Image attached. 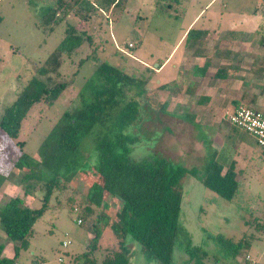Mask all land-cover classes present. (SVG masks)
Wrapping results in <instances>:
<instances>
[{
  "label": "rangeland",
  "instance_id": "rangeland-1",
  "mask_svg": "<svg viewBox=\"0 0 264 264\" xmlns=\"http://www.w3.org/2000/svg\"><path fill=\"white\" fill-rule=\"evenodd\" d=\"M57 1L0 0V116L33 75L45 80L49 77V85L68 82L52 103L42 100L34 104L22 120L16 138L9 139L0 130V207L11 195L26 196L21 181L25 170L13 166L20 153L18 142L23 141L22 149L39 160L44 136L65 111L80 104L79 94L89 91L88 81L95 80V69L106 61L141 80V88L145 91L135 86L124 90L121 104L130 99L138 102L137 119L129 126L119 124L120 105L106 109L102 121L81 140L77 169L96 164V144L120 131L137 140L130 152L133 160L162 155L173 165L201 168L213 158L222 160L220 155L224 156L223 151L229 148L231 151H226L227 154L238 157L241 165L236 195L226 200L206 188L199 178L185 175L181 181L180 223L191 244L207 252L202 258L204 264H264V153L255 138L241 129L250 150L238 151L225 140L224 150L213 153L212 141L217 146L221 141L210 120L224 121L226 109L237 104L231 102L230 97H221L210 112L205 111L206 103L191 87L189 78L194 74L190 66L195 61L190 58V51L204 53L206 46L192 45L199 44L202 39L186 40L190 29H206L212 39L231 29L252 37L259 29L263 35L259 46L264 47V0H119L110 8L102 7L99 0H80L68 17L48 26L43 17ZM61 16L62 11L57 9L56 19ZM67 24L85 31L90 41L85 40L70 56L62 54L59 64L52 67L51 62L46 61L63 38ZM84 58L86 60L80 63ZM260 60L264 61V56ZM227 64L226 76L233 75L230 82L234 90L239 87L244 91L242 95L246 100L254 93L258 101L264 100V71L252 72L251 78H246L242 70H234L232 64ZM220 65L224 67L221 63L214 64L213 71L206 75L214 83L221 79L214 76ZM41 66L48 69L44 75L38 74L37 68ZM236 71L244 76L237 78ZM157 81L164 82L165 86L158 87ZM249 106L264 112L263 107L254 103ZM231 157H226L225 163ZM92 179L89 174L79 172L70 181L62 180L60 190L52 195L49 208L34 223L29 247L20 250L16 264H74L72 257L86 250L92 237L88 227L99 211L94 207L91 216L86 219L82 216ZM32 183L33 198L28 197L29 203L25 204L37 208L41 204L43 186ZM106 201L113 215L120 203L111 196H107ZM79 218L83 219L81 223L77 222ZM215 233H222L234 241L246 238L249 248H243L234 258L223 257L209 236ZM186 237L181 234L175 246L173 261L176 264L188 259L183 250ZM64 241L68 242L67 246H63ZM126 243L133 264H160L158 261L148 263L140 244L131 236L126 237ZM0 244L4 245V255H13L14 242L6 236L1 224ZM100 247L94 253L96 264H102L106 255L118 249L109 227L103 228Z\"/></svg>",
  "mask_w": 264,
  "mask_h": 264
},
{
  "label": "trees",
  "instance_id": "trees-1",
  "mask_svg": "<svg viewBox=\"0 0 264 264\" xmlns=\"http://www.w3.org/2000/svg\"><path fill=\"white\" fill-rule=\"evenodd\" d=\"M118 1L99 0V4L104 8H110ZM79 2L80 0L72 2L58 0L57 5L43 17L44 24L49 26L60 23L71 14ZM167 6L170 7L171 4L168 3ZM57 9L62 11V16L58 19H56ZM206 32L207 30L202 28L190 29L186 40L202 39ZM85 40L90 41V36H86L85 31H80L73 24H67L63 38L46 63L51 62L52 67L56 66L62 54L70 56ZM84 60L86 58L79 62L82 63ZM207 68V63L202 66L194 65L193 71L195 75L203 76ZM37 71L39 75H44L48 69L41 66ZM94 75L95 80L88 81L89 91H82L79 94L80 104L65 111L44 136L39 147V160L22 149L23 141L18 142L20 153L13 166L25 170L21 176L24 193L29 194L33 191L32 182H37L42 184L43 194L41 204L37 208L26 205L20 196L10 197L0 207L1 228L14 242L11 257L2 255L4 245L0 244V264H16L20 250L29 247L32 227L49 208L55 190H60L62 180L70 181L79 172L84 175L89 174L93 178L85 195L83 218L91 216L94 207L99 208V211L88 227L92 237L87 242L86 250L72 257L74 264L97 263L94 253L101 248L100 239L104 227H109L113 232L118 242V249L106 255L102 264H133L129 257L127 236H131L140 244L148 263L158 261L160 264H176L173 261V252L181 234L187 236L183 250L188 255V259L181 264L188 262L204 264L202 258L207 252L200 246L191 244L189 235L180 223L183 198L181 181L185 175L197 177L206 188L226 200H231L240 184L235 172V162L231 161L225 168L219 160L213 158L201 168L195 166L187 168L179 164L173 165L162 155H149L133 160L130 152L137 140L120 131L96 144L98 152L96 164L91 168L78 170L81 140L96 123L102 121L106 109L120 105L119 124L121 127L129 126L137 119L138 102L130 99L121 104L124 90L135 86L139 87L141 92L145 91L141 88L143 84L141 80L106 61L97 66ZM225 75L224 68H218L214 73L217 78H223ZM48 81L49 77L45 80L33 75L19 90L13 102L4 108L0 116V130L9 139L17 137L22 120L34 104L42 100L52 103L68 85L66 81L49 85ZM162 86V84L158 85L160 88ZM107 196L120 203V207L113 215L109 213ZM79 219L83 221L82 218ZM209 236L223 257L234 258L243 248H249L246 238V240L240 238L234 241L222 233Z\"/></svg>",
  "mask_w": 264,
  "mask_h": 264
},
{
  "label": "crops",
  "instance_id": "crops-1",
  "mask_svg": "<svg viewBox=\"0 0 264 264\" xmlns=\"http://www.w3.org/2000/svg\"><path fill=\"white\" fill-rule=\"evenodd\" d=\"M255 32L257 33L256 35L249 37V35H246L242 31H236L231 29L226 31L223 35L217 36L214 39H212L213 37L209 38V35L206 32L205 36L202 38V40H200L199 44H192L195 45L194 47L197 48L202 45L206 46V50L204 53L190 51V58L193 57L195 59L194 63H192V67L190 66V71L192 70L194 65L202 66L204 63H207L208 68L206 70L205 75L201 76L192 74V76L189 78V81L192 85L191 87H194V90L197 91L199 96L201 97L200 99H203L206 103L204 105L205 111L210 112V110L213 109L214 106H216L215 102H217L218 99H220L221 97H230L231 102L237 104L232 109H226V111L224 112V121H220L219 123H217V121L215 122L213 119L210 120L211 122L213 121L212 125L210 123L211 127H214L217 136L220 135L219 139L221 141L220 146L214 145V141H212V149L214 150L213 153H216L218 150H221L220 152H222L225 140L231 147L236 148L238 151L250 150L246 136L243 135L241 131H239L240 129L234 127L228 122L227 114L233 111L236 107L242 106L240 103L248 101V104H244V106H249L254 103L264 108V100L258 101L257 97L255 96V93L251 96V99L246 100L245 97L242 95L244 91H242L239 87L234 90V84L233 82H230V77H232L233 75L231 76V74L229 73L227 76L225 75V77L221 78L219 82L215 83L210 78H207L206 75L208 72L213 71L214 64L220 63L224 64V67L223 65H220L221 67L219 66L217 68L225 69L226 63H228L227 66L232 64L231 67H233L234 70H242L244 74H246V78H251L252 72L258 73L264 71V61H259V59L264 56V47L259 46V41L261 39V36L263 35H261V31L259 29L255 30ZM193 52H195L196 54H193ZM185 65H187L186 62ZM237 72L238 71L235 72L236 74H238L237 78L241 79L244 75ZM156 84H162L163 86L161 88L165 86V83L161 81H157ZM249 85L253 86L251 83ZM255 85L258 86L256 83ZM211 118L214 117L212 116ZM226 151L228 152L231 150L227 148L225 151H223L224 156L223 154H221L220 156L222 160L220 159L221 161H219L223 164L225 168L229 165L231 161H234L235 172L237 174L238 180L240 181L239 177L241 165L239 166L238 157H231L229 154H227ZM226 157L231 158H228V162L225 163ZM6 186L8 187L9 184H6ZM31 193L32 192L26 194L25 197H23L24 195H20L19 193L14 194L13 196L22 197L26 204H28V197L33 198V194ZM13 196L11 195V197ZM28 206L32 207L31 205ZM2 255H4V251L2 252Z\"/></svg>",
  "mask_w": 264,
  "mask_h": 264
},
{
  "label": "built area",
  "instance_id": "built-area-1",
  "mask_svg": "<svg viewBox=\"0 0 264 264\" xmlns=\"http://www.w3.org/2000/svg\"><path fill=\"white\" fill-rule=\"evenodd\" d=\"M131 46V44H130ZM228 122L236 128L252 135L256 144L264 153V112L251 106H238L227 114ZM81 222L80 219L77 220ZM68 242H63L67 246ZM59 261H62L59 258Z\"/></svg>",
  "mask_w": 264,
  "mask_h": 264
}]
</instances>
